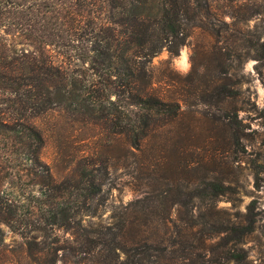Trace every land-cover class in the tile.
Wrapping results in <instances>:
<instances>
[{"label":"trees","instance_id":"obj_1","mask_svg":"<svg viewBox=\"0 0 264 264\" xmlns=\"http://www.w3.org/2000/svg\"><path fill=\"white\" fill-rule=\"evenodd\" d=\"M225 16L235 19L212 0H0V245L6 227L21 238L28 264H214L209 243L219 238L218 264H246L241 246L254 220L215 217L216 198L233 191L223 181L180 183L175 205L145 195L103 221L97 199L108 167L84 156L57 179L31 122L63 113L139 151L182 115L184 95L165 81L171 59L196 30L221 39ZM259 36L247 40L246 56L257 61ZM162 51L169 59L157 77L152 60ZM221 68L212 91L223 103L239 92L232 64ZM229 122L239 123L236 112Z\"/></svg>","mask_w":264,"mask_h":264},{"label":"rangeland","instance_id":"obj_2","mask_svg":"<svg viewBox=\"0 0 264 264\" xmlns=\"http://www.w3.org/2000/svg\"><path fill=\"white\" fill-rule=\"evenodd\" d=\"M212 2L235 19L224 17L228 25L222 28L219 40L194 31L178 56L171 59L172 71H167L169 79L165 81L173 83L175 95H184L182 115L154 130L139 151L130 149L122 137H108L100 129L73 123L63 113L49 112L31 122L42 132V160L57 179L84 156L108 167L102 199H97L103 221L117 207L145 195L154 203L173 205L180 201L174 196L180 183L193 188L203 179L223 181L233 191L216 198L215 217L224 223L231 219L247 224L251 214L254 231L241 247L246 264H264V58L257 61L246 56L247 40L260 35L259 42L264 43V0ZM243 18L247 19L244 23ZM182 54L186 57L183 63ZM168 59L166 51L153 58L157 77L167 69ZM230 63L232 84L239 93L222 103L212 89L223 76L221 65ZM234 112L237 125L229 122ZM227 114L230 117L225 119ZM183 166L194 169L181 172ZM163 191L161 197L156 196ZM2 230L0 264H28L21 238L6 227ZM209 244L211 261L223 262L220 239Z\"/></svg>","mask_w":264,"mask_h":264},{"label":"clouds","instance_id":"obj_3","mask_svg":"<svg viewBox=\"0 0 264 264\" xmlns=\"http://www.w3.org/2000/svg\"><path fill=\"white\" fill-rule=\"evenodd\" d=\"M184 61H186V57L185 56H183V54H182V63L184 62ZM184 70H187V64L186 63H184Z\"/></svg>","mask_w":264,"mask_h":264}]
</instances>
